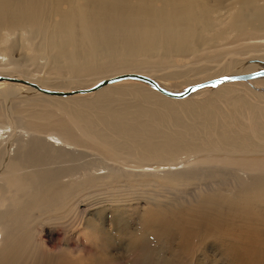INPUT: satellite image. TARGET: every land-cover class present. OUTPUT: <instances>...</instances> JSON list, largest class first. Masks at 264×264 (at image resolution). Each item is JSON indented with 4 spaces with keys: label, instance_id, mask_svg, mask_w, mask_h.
<instances>
[{
    "label": "bare ground",
    "instance_id": "bare-ground-1",
    "mask_svg": "<svg viewBox=\"0 0 264 264\" xmlns=\"http://www.w3.org/2000/svg\"><path fill=\"white\" fill-rule=\"evenodd\" d=\"M17 48L29 61L15 58ZM0 55V264H80L71 234L51 255L39 249L46 244L42 233L50 237L57 224L77 227L79 218L87 231L81 249L91 253L89 239L106 227L105 208L94 219L91 205L75 199L84 183L118 178L121 169L129 180L152 184L150 195L160 199L144 209L137 233L117 231L123 245L155 237L185 244L206 234L203 241L224 247L238 264H264V93L256 92L243 112L219 108L222 96H207L248 79L264 85V75L197 89L198 99L192 93L172 99L135 79L104 84L86 98L4 79L16 74L46 89L71 83L78 89L134 72L172 91L159 79L182 78L189 86L263 70L264 0H0ZM252 57L262 64L248 63ZM134 87L151 98L131 91L133 105L103 100L109 93L125 97L119 89ZM21 97L30 98L27 105ZM86 99L93 102L80 107L77 101ZM241 120L259 130L240 133L233 124ZM203 180L208 183L197 184ZM188 188L197 190L191 199L174 198Z\"/></svg>",
    "mask_w": 264,
    "mask_h": 264
},
{
    "label": "rangeland",
    "instance_id": "rangeland-1",
    "mask_svg": "<svg viewBox=\"0 0 264 264\" xmlns=\"http://www.w3.org/2000/svg\"><path fill=\"white\" fill-rule=\"evenodd\" d=\"M18 39L19 37L17 38V40ZM36 40L37 39H35V41ZM19 42L20 41L18 40L16 43H18L17 46L20 49L21 45ZM19 49L17 48L16 50H14L15 58H19L23 61H29V60H26L29 58L27 54L25 53V51L19 50ZM250 54L254 55L255 53H250ZM246 56L247 55H245L244 57ZM228 59H230V56H227V60ZM247 61L248 63L254 64V65L262 64L261 61H256L254 57L247 59ZM214 64L215 63H213L212 65ZM31 68H33V66H31ZM157 74H161V73H157ZM234 74H240V73H234ZM2 75H5V74H2ZM8 75L11 77H19V76H16V74H8ZM38 75H40V73H38ZM188 76L190 80H193L196 78L193 72H191ZM222 76H226V75H222ZM21 78L25 80L27 79L24 77H21ZM197 78H198V74H197ZM159 80L161 83L167 84L171 88V90L175 92L181 91L187 88L188 86L187 84L184 83L185 79H182V78H176V80L175 79L173 80L159 79ZM56 83H59V82H56ZM85 83L86 85H84L83 87L91 86L89 85L90 83L89 84L87 82ZM128 83L129 82L124 83L123 87L128 88L127 86H125ZM133 83H136V82H133ZM138 84L143 85L142 83H139V82ZM243 84L244 86H242L240 83L231 84V85H228L227 86L228 88L225 89L222 93L221 91L217 93H210V94L208 93L207 96H212V97L222 96V98L219 99V102H217L219 108H225L226 106H228V107L235 108L236 110L243 112L245 107H247L246 102L249 103L250 105L255 104V99L258 98V95L255 94L256 92L259 94L264 93V85H262L261 81H251V79H248V81H244ZM66 85L69 87L67 88L55 87V88L62 90V91H69V90L75 89L74 86L77 87L76 85L72 83L70 85L61 84V86H66ZM143 86H146V85H143ZM126 88L125 89L123 88L122 90L120 88L118 91L119 94L126 95L125 97H116V94L109 93L103 98L104 102L106 104H111L114 106H119L120 104L133 105L135 104V102L129 99V96L132 95L129 93L131 91L133 92L134 96L142 95L143 98L145 99L151 98L150 95L148 96L144 94L145 91L142 89L138 90L137 87H134V88H129L127 90ZM208 88L209 89H204V90L214 89V87L212 86H209ZM122 91L124 92V94ZM76 95H79V96L75 98H86L87 96L88 97L91 96V95L84 96V94H81V93L76 94ZM190 98L198 99V96L193 94ZM29 99H30L29 97L20 98V100L23 102L24 105H27V103L29 102ZM91 102H93L92 99L77 101L79 106L82 108H85L91 105ZM34 103L37 106H40V101L35 100ZM45 104L46 106H52V104H47V103ZM72 104H73L72 102L69 103V105H72ZM262 105L264 106V103H262ZM181 108L182 106H179L175 108V110L181 111L182 110ZM228 111H230V108L228 109ZM233 126L242 134H251L259 130V127L257 126L256 123L255 125L251 126L245 120H241V122H238L235 125L233 124ZM210 154H212V156H214L215 158L217 157L218 158L242 157L241 155L230 154V153L214 152ZM246 156H253V154H248ZM132 163L133 162H128V165L131 164V166H133L134 163L133 164ZM126 169H129V168L126 167ZM120 172H121V175L118 178H114V179L109 178L104 181L99 180V181H95L89 184L84 183L83 186H81V188L78 191V195H80L79 199L78 198L75 199L76 201L80 200L85 203H89V205H91L90 208L88 207L86 208L90 210L89 212H92L94 219H98V217L102 216V212L101 214L99 213L97 214V212L99 211V207L101 206L105 208L103 212L104 214L102 217H104L105 219L104 222H105L106 227H103L104 228L103 230H99L95 238L91 240L89 239L88 243L93 244V245L91 244L93 248L91 253H86L85 251L81 249V248L86 247L85 243H86V238H87V235H86L87 231H83L82 229H80V225L82 226L84 222L81 219L79 220V218H76L77 224L75 225H77V227L76 226H74V228L72 227L73 230L72 228L68 229V228H65L64 225L57 224L56 226L54 225L53 227L54 230L52 231V234L50 235V237L52 236V238L48 237V234L42 233L43 234L42 237L44 238V241L46 242V244L45 243L41 244L39 248L40 251H43L46 254L55 255L56 253L60 251L58 249L62 247L63 245L62 240L64 238L63 237L64 234H67V236L71 234L69 237L71 241L70 244H71V247L73 248L72 250L76 251L74 256L76 258H79L80 264H92L94 261H97L101 264H138V263L139 264H238L232 255L226 254V250L224 247H219V246L216 247L210 242L203 241L204 238L207 237L206 234H196L194 235V238L190 237L189 240L191 242H187L185 244L180 243L177 237H171L168 241H166L165 237H161L159 239L155 237L154 241L149 240L151 243L147 241H143V243L145 242L144 244L142 243V241L141 243L138 242V244H135L136 247H132L131 244H128L127 246L126 244L123 245V240H121V236L118 235L117 231L118 230L123 231V228L126 227L124 232L137 233L139 229H142L143 218L147 215V214H144V211H145L144 209L150 206V203H156L160 199H156L155 197L150 195V191L152 190V184L150 185V184L145 183V185H140L139 182L135 180H129V177L131 175L128 176V173L126 172V170L121 169ZM124 176L125 178H123ZM165 183L166 181L161 182L162 185H164ZM199 183L204 185L208 183V181L203 180L202 182H197V184ZM196 191L197 190L193 192L192 188H188V190L185 193L176 192L175 193L176 195L174 196V198L178 201L179 200L185 201L187 199L192 198L191 195H189V193L194 195ZM74 192L75 190L73 191V193ZM157 192L158 191H156L155 193ZM95 202H99L98 204H101V205H98V204L93 205V203ZM80 208H83V206L81 205ZM113 208L115 209V211ZM109 220H114L115 223L114 224L109 223L111 222ZM97 226H100V225L97 224ZM110 227L111 229H109ZM110 232H112V234ZM110 235L113 237V242L109 241ZM152 242H155V243H152ZM146 247L149 249L148 251ZM141 248H144V252H145L144 254L142 252H139ZM77 249H81L82 251L80 252V250H77ZM152 249H155L156 253H155V250H152ZM151 251L153 252V254ZM74 256L72 255L70 256V258L76 259ZM146 256L148 257V259ZM158 259H161V260H158ZM242 263H245V262H242Z\"/></svg>",
    "mask_w": 264,
    "mask_h": 264
},
{
    "label": "water",
    "instance_id": "water-1",
    "mask_svg": "<svg viewBox=\"0 0 264 264\" xmlns=\"http://www.w3.org/2000/svg\"><path fill=\"white\" fill-rule=\"evenodd\" d=\"M264 74V69L263 70H259V71H254L251 73H244V74H237V75H230V76H224V77H216V78H212V79H208L205 81H201L198 83H195L193 85H189L187 88L181 90V91H169L167 89H164L163 87L159 86L153 79H151L150 77H147L145 75L139 74V73H123V74H119V75H115L112 77H109L107 79H103L102 81H99L98 83H96L95 85H93L92 87H88V88H78V89H73V90H69V91H60V90H51V89H46L43 87H40L39 85H37L36 83L30 82L28 80L25 79H19V78H14V77H9V78H4L7 79L8 81H13V82H18V83H22V84H26L28 86H31L43 93L46 94H50V95H58V96H70V95H74V94H84V93H88L90 91L96 90L99 87L103 86L104 84L107 83H111V82H115L118 80H123V79H136V80H140L143 82H146L148 84H150L151 86H153L159 93H161L162 95L172 98V99H181V98H185L186 96H188L190 93H192L193 91L209 86V85H217L223 82H227V81H234V80H243V79H248L250 77H254L257 75H261ZM1 78V79H2Z\"/></svg>",
    "mask_w": 264,
    "mask_h": 264
},
{
    "label": "snow or ice",
    "instance_id": "snow-or-ice-1",
    "mask_svg": "<svg viewBox=\"0 0 264 264\" xmlns=\"http://www.w3.org/2000/svg\"><path fill=\"white\" fill-rule=\"evenodd\" d=\"M261 75H264V74H261Z\"/></svg>",
    "mask_w": 264,
    "mask_h": 264
}]
</instances>
